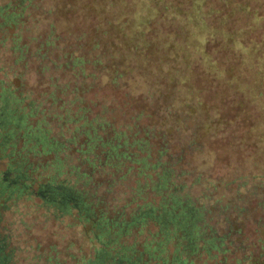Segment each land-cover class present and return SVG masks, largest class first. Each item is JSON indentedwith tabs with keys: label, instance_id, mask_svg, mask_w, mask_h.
Segmentation results:
<instances>
[{
	"label": "trees",
	"instance_id": "16d2710c",
	"mask_svg": "<svg viewBox=\"0 0 264 264\" xmlns=\"http://www.w3.org/2000/svg\"><path fill=\"white\" fill-rule=\"evenodd\" d=\"M215 15L210 0H0V222L37 198L84 223L86 264H264V32ZM247 114L217 169L211 142Z\"/></svg>",
	"mask_w": 264,
	"mask_h": 264
},
{
	"label": "rangeland",
	"instance_id": "374dc122",
	"mask_svg": "<svg viewBox=\"0 0 264 264\" xmlns=\"http://www.w3.org/2000/svg\"><path fill=\"white\" fill-rule=\"evenodd\" d=\"M210 1L214 17H216L215 14L224 11H233L235 18L241 17L240 21L230 18L227 26H243L246 29L255 30L256 34H253L251 39H258L261 32H264V20H261L264 19V0ZM237 2H242L247 7L233 10ZM254 12L262 18L252 22L249 19ZM2 76L3 73L0 71V77ZM214 97L215 95L210 93L206 95V98L210 100ZM233 111L230 107L225 109L223 114L229 118ZM249 118L250 114L245 115L237 121L238 124L232 128L230 134L218 137L211 142L216 152L214 163L217 169H222L225 164L229 163V160L233 161L240 157L241 153L234 150L232 142L236 139L239 130L244 131L249 127ZM5 168L6 163L0 160V170ZM39 203L37 198L34 201H19L4 212L0 222V234H3L7 240L5 252H12L11 258L5 264H86L89 259L93 261L97 259L98 247L81 232L84 228L83 222L73 216L55 218L52 214H46L43 208H39ZM143 235L146 236L145 232L138 235L139 239H142ZM127 240L129 243L133 242V238ZM204 260L205 256L202 255L197 264H203ZM206 262V264H213Z\"/></svg>",
	"mask_w": 264,
	"mask_h": 264
},
{
	"label": "flooded vegetation",
	"instance_id": "af4514ba",
	"mask_svg": "<svg viewBox=\"0 0 264 264\" xmlns=\"http://www.w3.org/2000/svg\"><path fill=\"white\" fill-rule=\"evenodd\" d=\"M3 263L5 264V262L3 261Z\"/></svg>",
	"mask_w": 264,
	"mask_h": 264
}]
</instances>
